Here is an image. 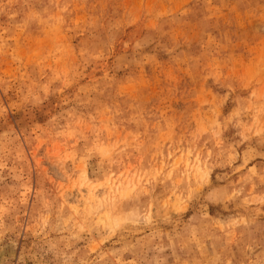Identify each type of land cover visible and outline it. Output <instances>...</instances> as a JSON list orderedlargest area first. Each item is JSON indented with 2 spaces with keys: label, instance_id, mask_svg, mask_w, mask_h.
Segmentation results:
<instances>
[{
  "label": "rangeland",
  "instance_id": "374dc122",
  "mask_svg": "<svg viewBox=\"0 0 264 264\" xmlns=\"http://www.w3.org/2000/svg\"><path fill=\"white\" fill-rule=\"evenodd\" d=\"M0 264H264V0H0Z\"/></svg>",
  "mask_w": 264,
  "mask_h": 264
}]
</instances>
